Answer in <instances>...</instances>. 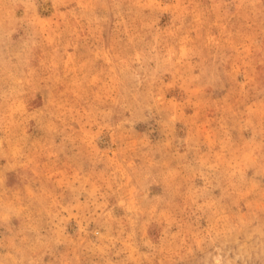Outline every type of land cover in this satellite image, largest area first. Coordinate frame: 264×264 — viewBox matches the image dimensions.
<instances>
[{"label":"rangeland","instance_id":"1","mask_svg":"<svg viewBox=\"0 0 264 264\" xmlns=\"http://www.w3.org/2000/svg\"><path fill=\"white\" fill-rule=\"evenodd\" d=\"M0 264H264V0H0Z\"/></svg>","mask_w":264,"mask_h":264},{"label":"bare ground","instance_id":"2","mask_svg":"<svg viewBox=\"0 0 264 264\" xmlns=\"http://www.w3.org/2000/svg\"><path fill=\"white\" fill-rule=\"evenodd\" d=\"M215 260H217V259H215Z\"/></svg>","mask_w":264,"mask_h":264}]
</instances>
